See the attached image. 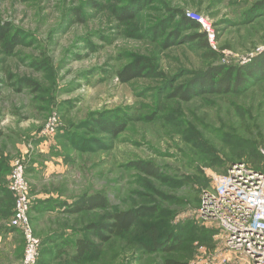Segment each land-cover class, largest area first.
Here are the masks:
<instances>
[{
	"label": "rangeland",
	"instance_id": "374dc122",
	"mask_svg": "<svg viewBox=\"0 0 264 264\" xmlns=\"http://www.w3.org/2000/svg\"><path fill=\"white\" fill-rule=\"evenodd\" d=\"M260 1L0 0V182L7 174L9 192L1 189L0 264H24L25 239L9 224V173L17 160L32 203L34 195L50 197L53 214L36 221L28 211L33 236H65L60 249L38 244V264H192L200 246L224 252L216 225L197 208L212 176L229 163L264 166V72L233 91L208 84L188 99L175 93L200 88L193 83L212 65H247L264 53L257 50L264 46ZM129 8L134 14L122 18ZM186 11L204 17L213 45L201 26L177 25ZM202 32L208 47L186 42ZM53 117L57 126L44 134ZM97 119L116 131L102 130ZM137 163L152 164L159 176ZM97 193L106 207L71 209L80 196ZM145 208L155 210L120 235L91 230L110 223L112 212ZM151 225L159 239L182 230L178 249L154 250ZM81 238L91 248L75 261Z\"/></svg>",
	"mask_w": 264,
	"mask_h": 264
},
{
	"label": "built area",
	"instance_id": "2783aa9c",
	"mask_svg": "<svg viewBox=\"0 0 264 264\" xmlns=\"http://www.w3.org/2000/svg\"><path fill=\"white\" fill-rule=\"evenodd\" d=\"M185 16L205 29L213 45L214 34L204 17L193 11H186ZM57 123V118L50 119L43 133H49ZM262 154L264 157V150ZM22 163L17 160L9 173L8 189L14 198L9 224L25 239L24 264H38L41 241L32 234L28 217L32 201ZM197 213L216 225L224 252L206 254L200 246V255L192 264H233L236 260L264 264V166L254 167L243 160L229 163L224 173L212 176L211 187L202 191Z\"/></svg>",
	"mask_w": 264,
	"mask_h": 264
},
{
	"label": "trees",
	"instance_id": "16d2710c",
	"mask_svg": "<svg viewBox=\"0 0 264 264\" xmlns=\"http://www.w3.org/2000/svg\"><path fill=\"white\" fill-rule=\"evenodd\" d=\"M260 6L258 5V8L260 10L264 9V0L260 1ZM134 14L133 9H125L123 12L122 18H127ZM178 21L177 25H183L187 26L191 29H197L199 28V23L187 18L183 13L178 14ZM175 25V27L177 26ZM175 35V33H173ZM173 35V36H174ZM195 40H198V43L201 44L203 47H208V42L206 38V33H195L190 35V37H187V43L189 41L194 42ZM11 50V49H10ZM247 65H234V66H228L225 67L224 65H212L206 74L202 75V77H199L193 84L195 86H198L200 88H192L191 86H188L185 90H178V93H175L176 96H179L182 99H188L192 94L193 91H197L199 89L202 90L203 87L210 84V88L221 92L224 90L233 91L235 89H238L239 87L243 86V84L246 82L245 78H253L255 77L256 73L264 72V53L260 56H254L252 59L246 63ZM225 70V71H224ZM129 70L127 72H120V77L122 79H129L128 76ZM131 73V72H130ZM129 73V74H130ZM215 81L212 82V81ZM215 87V88H213ZM105 120V121H102ZM99 120L93 122V124H96L99 128L106 131H113L115 132V128H111L110 123L106 121V119ZM135 168H137L139 171L152 176L157 177L159 176L160 172L156 167H154L152 164H144V163H137L134 165ZM71 209L74 211L78 210H89L94 207H106L107 202L105 199V196L101 193L97 194H89V195H82L79 198H77L75 201H73L71 204ZM155 210V208H145L144 211L140 212H134L131 210H124V211H116L112 212L108 215V219L110 220V223L106 225H93L91 227V230L95 229H105L107 232H109L110 235H120L135 225L138 218L141 217L144 214H147L149 212H152ZM148 234H150L151 244L152 248L154 250H162L165 252H171L176 249H178L180 242L182 241L183 232L182 230H179V228H173L164 238L159 239L158 238V229L155 227V225H151L148 228ZM100 236V235H99ZM101 237V236H100ZM75 247L77 248L74 255L72 256L73 260L78 261L81 258H83L91 248V243L88 240L84 239H78L75 242ZM163 264H186L185 262H179L174 259H165L163 261Z\"/></svg>",
	"mask_w": 264,
	"mask_h": 264
},
{
	"label": "crops",
	"instance_id": "0c3cea01",
	"mask_svg": "<svg viewBox=\"0 0 264 264\" xmlns=\"http://www.w3.org/2000/svg\"><path fill=\"white\" fill-rule=\"evenodd\" d=\"M35 166H37V165H35ZM5 180L7 181V174L5 175ZM6 181L0 182V201L2 199L1 189L4 193L8 192L7 186H6L7 185ZM8 194H9V192H8ZM56 197H57V195H52L53 199H51V200H55ZM49 199H50L49 195H43V196L38 195V194L34 195V200H33V203L31 204L30 210L35 215L34 218L36 221H38L42 216H46L45 214H50V215L53 214V212H51V211H49L50 213L47 212V210L49 209L47 207V205H48L47 200H49ZM59 232L60 231H56L55 233L54 232H47L45 234H41V236H39L41 243L44 246L51 245V246H53L54 249H58V248L60 249V247L64 244L62 242H63L65 236H64L63 232L62 233H59ZM12 235L13 234H10L9 236H12ZM51 252H54V251H51ZM50 256H52V253ZM233 264H244V263L240 262L239 260H236V263H233Z\"/></svg>",
	"mask_w": 264,
	"mask_h": 264
}]
</instances>
